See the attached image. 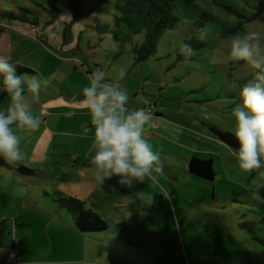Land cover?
Returning a JSON list of instances; mask_svg holds the SVG:
<instances>
[{"label": "rangeland", "instance_id": "1", "mask_svg": "<svg viewBox=\"0 0 264 264\" xmlns=\"http://www.w3.org/2000/svg\"><path fill=\"white\" fill-rule=\"evenodd\" d=\"M96 3L92 16L112 26L116 0ZM173 13L177 25L161 36L148 60L136 62L131 47L133 42H143V33L121 45L110 34L99 36L94 18L73 20L61 7L58 18L45 26L50 16L34 0H0V56L15 63L18 73H38L41 79L54 76L39 102L28 96L41 118L39 129L20 135L43 140L92 137L91 132L84 134L74 125V121H90L85 106L79 103L82 88L98 68L117 79L119 70L125 69L119 83L128 92L130 109L145 108L152 114L145 138L160 156L159 184L170 195L162 197L159 185L151 182L130 189L117 185L113 178L100 186L102 197L87 200L86 209L116 231L110 238L123 237L140 246L129 248L134 259L138 256L151 264H264V248L252 241L243 226L263 214L251 202L264 203V170L248 172L250 179L245 181L237 173L229 174L224 163L231 166L234 162L213 141L212 130L233 133L232 109L241 103L240 89L253 75L242 62L229 58L228 49L238 35L264 32V0L177 2ZM24 18L39 24V29L32 30ZM3 25L8 28L2 29ZM182 44L192 49L191 57L180 54ZM4 92L0 87V109L10 102L8 94L2 96ZM66 111L77 115L65 118L62 113ZM68 128L76 132H67ZM58 144L55 149L66 171L74 163L64 154L69 150L89 152L93 138L81 144L62 139ZM192 156L213 160L216 182L197 179L188 172ZM40 172L29 178L0 168V264H99L112 257V253L106 256L92 248V242L69 234L67 238L60 232L57 224L63 225L52 215L53 204L45 194H56L51 185L55 177ZM46 184L42 190L41 185ZM134 192L139 199L140 193L154 196L153 202L146 199L135 204ZM115 197L120 203H115ZM12 250L17 253L16 262H8Z\"/></svg>", "mask_w": 264, "mask_h": 264}, {"label": "clouds", "instance_id": "2", "mask_svg": "<svg viewBox=\"0 0 264 264\" xmlns=\"http://www.w3.org/2000/svg\"><path fill=\"white\" fill-rule=\"evenodd\" d=\"M179 51L186 58L192 55L187 44L180 45ZM228 56L232 61L242 62L253 75L240 89L241 103L231 112L233 135L239 145L232 155L243 171L264 170V32L252 30L234 37ZM125 74L121 68L119 79ZM53 79L51 75L41 79L38 73H18L15 63L0 56V87L10 98L8 106L0 109V159L10 164L24 160L20 132H31L41 125V118L34 113L28 96L39 102L42 91ZM119 79L110 78L103 68H98L89 74L81 92L79 103L90 116L91 128L85 127L83 132L92 133L91 164L95 179L103 185L116 178L117 185L130 189L151 182L159 185V194L167 198L169 190L159 184L157 175L161 171L160 156L145 138V126L153 119L152 114L145 108H129L128 92L121 87ZM62 115L73 118L77 113L66 111ZM139 195L144 198L143 193ZM146 199L151 204L154 196Z\"/></svg>", "mask_w": 264, "mask_h": 264}, {"label": "trees", "instance_id": "3", "mask_svg": "<svg viewBox=\"0 0 264 264\" xmlns=\"http://www.w3.org/2000/svg\"><path fill=\"white\" fill-rule=\"evenodd\" d=\"M107 0H34L35 5L45 14L50 16V20L45 26L52 23L57 19L61 7L66 8L73 20L90 19L94 18L95 30L99 36L104 34H110L113 40L121 45L126 42L132 41V36L140 33L144 34L143 42L137 44L133 42L131 52L136 62H142L148 60L154 53L156 45L161 36L168 30L174 28L178 23V18L174 15L177 2L193 3L197 0H116L115 13L112 18V26H109L102 22L97 17H93L92 13L94 9L98 8L96 2H106ZM26 11V9H23ZM252 18H250L251 20ZM26 22H29L28 18H24ZM25 22V24H26ZM33 26L32 30L39 29V24L36 22H29ZM8 28L3 25L2 29ZM20 71L29 72L30 70L25 68H19ZM7 93L4 92L2 96ZM157 117L159 115H156ZM215 133V140L224 144L228 149L235 152L239 145L231 131H222L219 128L212 127ZM238 165L237 163L229 169L232 173L233 169ZM0 168L11 170L16 176L19 177H37L41 173L37 169L29 168L23 165L21 162L10 164L5 160L0 159ZM188 172L195 178L207 181L216 182V175L213 160H201L192 156L188 162ZM45 194L50 197L53 207V213L55 218H60L67 222L73 231L82 234L88 242H104L107 245V250L110 253L119 252L123 250L128 253L124 254L128 258L132 259L131 250L129 248L138 249L140 246L124 239H116L114 242L109 236L113 235L116 231L112 230L100 217L93 213L92 210H87L83 201L75 196L68 195L66 197L52 198L49 193ZM254 206L260 207L263 210L261 218L255 217L251 221L243 224L244 228L248 231L250 238L257 245L264 248V203L260 201L251 202ZM258 213V212H257ZM120 241V243H119ZM114 243L116 246L114 247ZM114 247V248H112ZM124 248V249H122ZM121 251V252H120ZM123 251V252H124ZM135 258H140L136 256ZM142 258L135 261H141ZM139 264V263H138Z\"/></svg>", "mask_w": 264, "mask_h": 264}, {"label": "crops", "instance_id": "4", "mask_svg": "<svg viewBox=\"0 0 264 264\" xmlns=\"http://www.w3.org/2000/svg\"><path fill=\"white\" fill-rule=\"evenodd\" d=\"M59 95L62 96V94L60 92L58 93V96ZM74 125L79 126L81 130H83L85 126L91 128L90 121L81 122V123L74 121ZM66 131L72 132V133L76 132L73 128L72 129L68 128V130H66ZM45 138H46V140H43L41 137L40 138L39 137H22V141H23L22 146L25 147V149L23 150L25 153V158L21 163L23 165H28L30 168H32V167H34L35 169L36 168H43V169H37V170H39V171L42 170L45 173L48 172L51 176L55 177V179H53V181H52L53 183H51V185H53L56 188V194L55 195L49 194V195L52 198L66 197L68 195H72V196H75L76 198L80 199L81 201H83L85 203L86 207L88 205L87 200H90L92 197H96V198L102 197V196H100L99 188H100V186H103V185H101L100 183H98L96 181L94 169H93V166L91 164V159H92V156L94 155V149L89 150V152H81V150H79V152H76L73 150H69V152L67 154H64V155H66L67 157H69L71 159V161H73L74 166L70 170H66V171L61 168V165H62L61 163H64V162H61L59 160L58 157L60 154H58V153H60V152H58V150L55 149V146L58 143H60V140H62V139L66 143L80 142V144H81V142L82 143L88 142L90 140V138H92V137H45ZM213 139H214L213 141H215V143L218 144V146H220L221 152H226L227 154H229L232 161L236 164L237 162L235 160V157L232 155L233 152L230 149H228L224 144L216 141L215 138H213ZM27 141H29V142L26 146ZM80 153H83V156H81ZM234 163L231 166H229V164L227 165L224 163L225 169L229 170L231 167H233ZM84 164L86 166H84ZM233 170L234 171H232V174L237 173L238 174L237 177L240 176V178L243 181L250 179V176H248L249 173L239 169L238 165ZM239 181H240V179H239ZM41 187L43 190V187H47V184L41 185ZM36 190H38V189H36ZM96 190H97V192H96ZM148 190L149 189H146L145 192H148ZM261 194H264V192H262ZM259 195H260V193H259ZM143 196H144V198L139 199L137 197V194L134 192V199L132 201L135 204H139L140 202H145L147 196L145 194H143ZM115 199H116L115 203H120V198L115 197ZM156 203L157 202H155V204H154L155 206L157 205ZM58 220L61 222L60 224L63 225V227H61L58 224H57V227L59 228L60 232L65 237L68 238V234H69L70 237H74V239H81L83 241H87V239H85L86 237H84L82 234L76 233L75 231H73V229L71 228V226L67 222H65L64 220H62L60 218H58ZM69 231H72L73 234H70ZM120 238H123V237L112 238V239L115 242L116 239H120ZM72 242L74 243V241H72ZM72 242H71V240H68L67 243L71 244ZM90 244H92L91 245L92 248H97L95 250L102 251V253H104L106 256L110 255V252L107 250V245L104 242H97L96 240H94ZM114 245L116 246L115 243H114ZM84 247H86L87 249H91L87 245H85ZM114 247H112V248H114ZM122 249H124V248H122ZM100 251H98V252L100 253ZM121 253L125 254V252H123V251ZM127 253L128 252L126 251V254ZM112 254H113L112 257H109L108 259H106L108 262L104 259L103 262L99 261V264L100 263L101 264H135V261H132L134 258L130 259V258H128V256H125L124 254L121 255L119 252H114V253L112 252ZM138 259H140V258H138ZM138 259L135 258L136 261ZM138 263L139 264H151L148 261V259H144V258L141 261H138ZM64 264H66V263H64Z\"/></svg>", "mask_w": 264, "mask_h": 264}, {"label": "built area", "instance_id": "5", "mask_svg": "<svg viewBox=\"0 0 264 264\" xmlns=\"http://www.w3.org/2000/svg\"><path fill=\"white\" fill-rule=\"evenodd\" d=\"M16 260H18L17 253L14 250H12L8 256V262H16Z\"/></svg>", "mask_w": 264, "mask_h": 264}]
</instances>
